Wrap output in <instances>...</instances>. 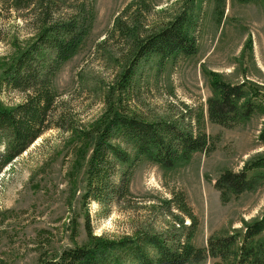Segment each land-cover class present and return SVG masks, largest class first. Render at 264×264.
<instances>
[{"label":"rangeland","instance_id":"rangeland-1","mask_svg":"<svg viewBox=\"0 0 264 264\" xmlns=\"http://www.w3.org/2000/svg\"><path fill=\"white\" fill-rule=\"evenodd\" d=\"M54 1L56 13L62 15L78 12L83 4L91 6L94 21L79 51L54 73L55 108L48 129L0 170V264H38L41 254L52 258L89 244L87 216L93 235L111 241L139 231L165 239L172 231L180 234L184 215L170 199L181 193L198 219L191 238L196 248H206L212 236L238 234L241 241L247 224L264 217V178L239 193L224 194L216 182L225 172H241L264 157V110L226 127L210 121L207 101L215 77L233 85L247 83L264 93V0H143L152 7L147 16L151 26L165 24L188 8L194 15L190 35L196 38L197 52L163 62L158 57L142 59L124 93L119 81L129 64L130 47L113 35V28L116 18L135 2L130 13L142 11L145 23L139 0ZM14 5L13 0H0V106L8 109L24 102L25 96L5 87L2 79L34 42L38 25L36 3ZM109 97L120 111L147 121L177 119L188 109L203 111L210 150L194 152L188 161L167 169L141 157L132 170L129 194L108 203L84 204L94 138L83 140L69 125L90 129ZM61 114L67 119L60 127ZM4 151L2 143L0 155ZM189 224L184 217V225ZM216 261L208 255L186 264Z\"/></svg>","mask_w":264,"mask_h":264},{"label":"trees","instance_id":"trees-1","mask_svg":"<svg viewBox=\"0 0 264 264\" xmlns=\"http://www.w3.org/2000/svg\"><path fill=\"white\" fill-rule=\"evenodd\" d=\"M13 1L18 8L36 3L38 25L34 42L7 68L2 79L5 87L23 93L25 98L12 109L0 106V144L5 146L0 155V170L48 129L55 108L51 85L54 73L79 51L94 21L93 8L86 4L78 12L62 15L56 13L54 0ZM142 1L139 0V7L144 8L145 23L140 17L144 16L142 11L130 13L136 2L129 4L114 23L113 35L124 39L130 47L126 55L128 67L120 74L121 93L130 90L142 59L158 57L163 62L172 56H192L197 52L196 38L190 35L195 26L194 15L188 8L165 24L151 26L147 16L152 7ZM212 87L207 113L213 123L231 126L264 110V93L247 83L233 85L215 77ZM118 107L109 97L106 110L90 129L69 125L83 140L94 138L82 196L86 205L92 200L108 203L129 194L132 170L141 157L167 169L188 161L194 152L210 150L209 136L203 127V111L195 113L188 109L177 119L147 121L136 114L120 111ZM66 119L61 114L57 126L61 127V120ZM251 170L256 172L249 176ZM263 178L264 157L248 164L241 172H225L216 186L224 194L239 193ZM170 200L184 215L179 219L185 228L180 234L172 231L165 239L156 232L139 231L132 237L111 241L93 235L87 216L85 226L89 244L65 249L52 258L41 254L38 264H186L200 262L208 255L219 259L215 264H264V217L247 224L241 241L238 234L212 236L206 248H196L191 243L198 224L196 215L182 193ZM184 217L189 218V225H184Z\"/></svg>","mask_w":264,"mask_h":264}]
</instances>
